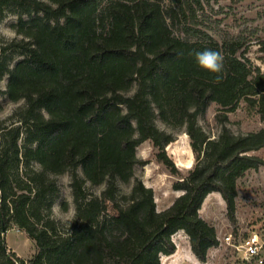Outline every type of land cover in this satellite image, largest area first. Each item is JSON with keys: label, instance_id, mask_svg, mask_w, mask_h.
I'll return each instance as SVG.
<instances>
[{"label": "trees", "instance_id": "obj_1", "mask_svg": "<svg viewBox=\"0 0 264 264\" xmlns=\"http://www.w3.org/2000/svg\"><path fill=\"white\" fill-rule=\"evenodd\" d=\"M206 3L0 0V23L8 12L18 14L12 27L22 36L6 41L0 34V81L8 76L0 96L25 101L16 121L0 122V264H162L163 254L175 252L179 230L207 261L219 239L199 210L217 191L235 220L238 180L264 165L252 153L264 147V127L235 134L225 125L212 138L198 118L215 102L224 124L241 100L264 118V90L258 69L252 75L234 56L243 37L219 38L206 27L199 14ZM204 50L223 57L220 72L198 64ZM14 52L21 58L12 65ZM157 116L189 136L196 163L186 175L166 150L175 137L158 127ZM145 140L182 191L162 211L142 180L128 193L118 184L135 176ZM65 173L75 214L62 225L53 206ZM88 182L105 185L117 213L107 212ZM13 226L36 241L28 261L8 250L3 233Z\"/></svg>", "mask_w": 264, "mask_h": 264}, {"label": "rangeland", "instance_id": "obj_2", "mask_svg": "<svg viewBox=\"0 0 264 264\" xmlns=\"http://www.w3.org/2000/svg\"><path fill=\"white\" fill-rule=\"evenodd\" d=\"M199 14L201 19L206 18V27L212 29L211 32L215 36L222 38L229 33L232 36L243 37L240 40L241 49L234 53V56L247 66L252 75L254 68L258 69L260 78L263 80L262 83L259 81V87L262 86L264 90V0H210V4L206 3V13L201 10ZM18 18V14L8 12L0 23V34L6 41L22 37L12 27ZM177 33L184 36L179 31ZM13 58L12 65L21 58V55L14 52ZM7 82L8 76H5L0 81V87L6 89ZM0 104L2 106L0 122L8 125L18 119L16 112L24 106L25 101L14 102L7 95H1ZM219 108V105L213 102L198 118L199 125L212 138L219 136L225 125L235 134H245L264 127V118L250 108L245 100H241L235 110L228 112V120L224 124L216 119ZM155 121L158 127L174 135L175 140L166 146V150L182 175H186L196 161L185 128H172L158 116ZM252 153L264 159V147ZM137 156L139 163L135 166V176L128 183L118 182L121 193H128L136 180H142L146 186L153 189L157 210L162 211L182 193L181 190L173 187L177 178L157 159L156 148L151 140H145L138 145ZM57 178L60 193L53 206V216L62 225H66L75 214L71 176L65 173ZM87 186L91 192L103 197L107 212L117 213L113 202L103 193L104 184L92 185L88 182ZM64 201L69 204L68 210L62 208ZM199 213L215 226L219 244L209 249L207 261H197L191 249L189 236L185 231L179 230L173 235L176 244L175 252L161 256V261L162 258L165 259L164 264H264V245L259 255L249 258L244 256L241 247L254 233H257L264 243V165L248 170L238 180L235 220H231L227 204L221 193L217 191L207 195ZM229 236L232 238L230 242ZM3 237L8 250H13L27 261L37 251L36 241L17 226L9 228L3 233Z\"/></svg>", "mask_w": 264, "mask_h": 264}, {"label": "clouds", "instance_id": "obj_3", "mask_svg": "<svg viewBox=\"0 0 264 264\" xmlns=\"http://www.w3.org/2000/svg\"><path fill=\"white\" fill-rule=\"evenodd\" d=\"M198 64L211 72H220L223 67V57L220 53L212 50H204L196 53Z\"/></svg>", "mask_w": 264, "mask_h": 264}, {"label": "built area", "instance_id": "obj_4", "mask_svg": "<svg viewBox=\"0 0 264 264\" xmlns=\"http://www.w3.org/2000/svg\"><path fill=\"white\" fill-rule=\"evenodd\" d=\"M231 236L228 237V241H231ZM264 243L257 233L250 235L244 244L241 245L246 258L255 257L260 254Z\"/></svg>", "mask_w": 264, "mask_h": 264}, {"label": "crops", "instance_id": "obj_5", "mask_svg": "<svg viewBox=\"0 0 264 264\" xmlns=\"http://www.w3.org/2000/svg\"><path fill=\"white\" fill-rule=\"evenodd\" d=\"M165 257H167V256H165ZM195 259H196L197 261H199L196 257H195ZM164 262H165V259L162 258V264H164Z\"/></svg>", "mask_w": 264, "mask_h": 264}]
</instances>
